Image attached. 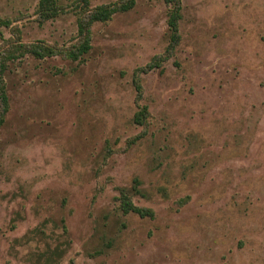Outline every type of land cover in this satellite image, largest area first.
Segmentation results:
<instances>
[{
    "label": "rangeland",
    "instance_id": "obj_1",
    "mask_svg": "<svg viewBox=\"0 0 264 264\" xmlns=\"http://www.w3.org/2000/svg\"><path fill=\"white\" fill-rule=\"evenodd\" d=\"M72 1L44 23L39 0H0V16L69 47ZM181 2L176 45L172 5L137 0L93 24L82 60L10 62L0 264H264V0ZM136 178L154 217L119 210Z\"/></svg>",
    "mask_w": 264,
    "mask_h": 264
},
{
    "label": "trees",
    "instance_id": "obj_2",
    "mask_svg": "<svg viewBox=\"0 0 264 264\" xmlns=\"http://www.w3.org/2000/svg\"><path fill=\"white\" fill-rule=\"evenodd\" d=\"M171 4L169 10L168 27L172 45L178 44L180 41L179 22L182 18V2L181 0H165ZM73 7L78 13V37L77 43L69 47H63L47 43L43 40L26 43L21 40L19 28L13 26L10 18H2L0 16V28L5 26L11 29L13 36L6 38L7 46L0 47V130L5 124L6 115L9 111V96L7 91L6 73L10 62L20 59L26 54H33L36 57L44 58L47 56L64 55L74 61L82 60L92 48V26L94 23L110 20L118 12H126L133 9L137 0H118L116 2L103 3L91 6V0H73ZM65 10L61 0H39L37 13L40 23H44L50 19L58 17ZM0 36L4 39L3 32ZM140 87V86H138ZM147 108L144 107L143 114L136 119L140 123L144 121ZM141 194L140 181L136 178L132 188L122 186L119 188V210L123 214L131 212L137 213L142 217H154L153 209L139 206L134 201V195Z\"/></svg>",
    "mask_w": 264,
    "mask_h": 264
}]
</instances>
